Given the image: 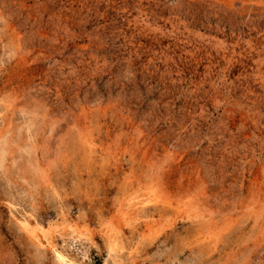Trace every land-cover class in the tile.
I'll list each match as a JSON object with an SVG mask.
<instances>
[{
	"label": "rangeland",
	"instance_id": "1",
	"mask_svg": "<svg viewBox=\"0 0 264 264\" xmlns=\"http://www.w3.org/2000/svg\"><path fill=\"white\" fill-rule=\"evenodd\" d=\"M113 234L118 264H264V0H0V264Z\"/></svg>",
	"mask_w": 264,
	"mask_h": 264
},
{
	"label": "bare ground",
	"instance_id": "2",
	"mask_svg": "<svg viewBox=\"0 0 264 264\" xmlns=\"http://www.w3.org/2000/svg\"><path fill=\"white\" fill-rule=\"evenodd\" d=\"M144 205H145V203H144ZM25 221V220H24ZM30 225V224H29ZM38 225V224H37ZM27 227V226H26ZM36 227V226H35ZM66 227V226H65ZM120 227V226H119ZM122 227V226H121ZM39 228V227H38ZM37 228V229H38ZM106 228V227H105ZM108 228L109 227H107V230H108ZM116 228V227H115ZM44 229V228H43ZM69 229V228H68ZM70 229H72V231L74 232V228L72 227V228H70ZM117 229H118V227H117ZM122 229V228H121ZM35 230V229H34ZM106 230V229H105ZM33 231V230H32ZM35 231H37V230H35ZM42 231V230H41ZM70 231V230H69ZM77 231V230H76ZM78 232V231H77ZM105 232V231H104ZM38 233H39V231H38ZM43 233V232H42ZM72 233V232H71ZM35 234V233H34ZM48 234V233H47ZM74 234V233H73ZM83 234V233H82ZM109 234V233H108ZM47 236V235H46ZM79 236V235H78ZM117 235L116 234H113V235H110L109 236V239L107 240V242L105 243L106 244V255H107V258L105 259L106 261L105 262H107V260H112L115 264H118L120 261H119V249H120V246H119V243H118V241H117ZM35 238H37L39 241H40V239H39V236L38 235H35ZM35 238H33V239H35ZM69 239H70V237H69ZM37 241V240H36ZM43 241V240H42ZM55 242V241H54ZM83 242H84V240H83ZM38 243V242H37ZM46 244V243H45ZM54 253V252H53ZM58 254V253H57ZM82 254V253H81ZM54 255H55V253H54ZM56 257H58V259H59V263L60 262H63V263H65V259L66 258H64L63 256H61V254L60 255H58V256H56ZM71 257V256H70ZM88 259V258H87ZM81 260V259H80ZM69 261V260H68ZM122 261V260H121ZM67 262V261H66ZM70 262V261H69ZM105 262H104V264H105ZM67 264H72V263H67Z\"/></svg>",
	"mask_w": 264,
	"mask_h": 264
}]
</instances>
